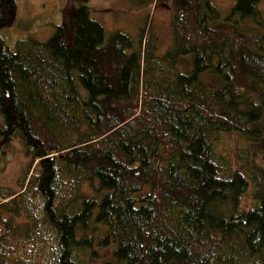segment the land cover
<instances>
[{"label": "trees", "instance_id": "1", "mask_svg": "<svg viewBox=\"0 0 264 264\" xmlns=\"http://www.w3.org/2000/svg\"><path fill=\"white\" fill-rule=\"evenodd\" d=\"M90 1L72 0L47 41L0 36V152L19 140L39 168L1 196L0 264H93L104 248V264H264L245 144L263 135V0H235L226 17L211 0H172L163 56L146 28L139 43L108 36ZM16 8L0 0V28Z\"/></svg>", "mask_w": 264, "mask_h": 264}, {"label": "rangeland", "instance_id": "2", "mask_svg": "<svg viewBox=\"0 0 264 264\" xmlns=\"http://www.w3.org/2000/svg\"><path fill=\"white\" fill-rule=\"evenodd\" d=\"M16 9L8 12L6 25L0 28V36L6 45L15 48L18 41L33 37L38 41H47L54 33L57 25L66 19L63 12L72 0H15ZM212 4L226 17L235 5V0H211ZM91 18L104 27L108 36L117 31H124L135 38L136 42L143 28L145 37L156 38V53L163 56L175 43L172 0L157 2L156 0H91L89 4ZM264 16V0L260 4ZM65 17V19H64ZM12 22L11 24H9ZM248 26H254L251 23ZM183 72L192 68V57L182 56L178 62ZM215 79L209 78V82ZM215 88L218 86L215 83ZM1 120V114H0ZM263 135L260 141H248L246 146L251 152V166L256 173L258 189L264 192V119L261 121ZM240 140L237 138V141ZM242 141V139L240 140ZM239 141V142H240ZM229 144L231 141L227 140ZM39 168L30 166V159L19 140H14L10 146L0 152V199L6 191L19 193L28 173L35 175ZM251 185V189H253ZM252 191V190H251ZM30 202L36 201V196L30 194ZM256 203L257 201H253ZM39 203V202H37ZM35 205H33L34 207ZM99 235L105 231L102 225H93ZM49 235L48 247H53ZM113 262L112 249H101L99 259L93 264Z\"/></svg>", "mask_w": 264, "mask_h": 264}, {"label": "bare ground", "instance_id": "3", "mask_svg": "<svg viewBox=\"0 0 264 264\" xmlns=\"http://www.w3.org/2000/svg\"><path fill=\"white\" fill-rule=\"evenodd\" d=\"M248 185V184H247ZM249 190V189H248Z\"/></svg>", "mask_w": 264, "mask_h": 264}]
</instances>
